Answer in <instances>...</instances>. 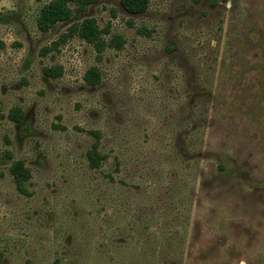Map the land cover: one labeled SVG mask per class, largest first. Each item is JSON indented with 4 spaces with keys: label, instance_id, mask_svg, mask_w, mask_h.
Returning a JSON list of instances; mask_svg holds the SVG:
<instances>
[{
    "label": "rangeland",
    "instance_id": "374dc122",
    "mask_svg": "<svg viewBox=\"0 0 264 264\" xmlns=\"http://www.w3.org/2000/svg\"><path fill=\"white\" fill-rule=\"evenodd\" d=\"M46 1L0 0V264H264V0ZM83 16L121 47L43 51Z\"/></svg>",
    "mask_w": 264,
    "mask_h": 264
},
{
    "label": "trees",
    "instance_id": "16d2710c",
    "mask_svg": "<svg viewBox=\"0 0 264 264\" xmlns=\"http://www.w3.org/2000/svg\"><path fill=\"white\" fill-rule=\"evenodd\" d=\"M98 0H47L42 3L38 9L35 17L36 27L41 31H46L53 24L59 21L68 20L72 13L75 12L77 17L80 12L85 8ZM149 0H118L121 7L130 13H139L144 11L148 6ZM76 17V18H77ZM108 24L104 27H99L93 16H83L80 19L72 20L63 30L58 37L52 40L48 45L43 46V51L50 49H56L58 45L64 42L71 35L78 36L87 43H90L98 58L106 46H113L116 48L121 47L123 38L119 34H111L108 39H105L102 32H108ZM137 32L148 33L149 30L144 26L136 28ZM60 65H50L42 67V72L45 75L57 76L60 74ZM85 82L93 84L99 80V71L95 65H90L86 68L83 74ZM9 117L13 120H19L21 118V111L19 108L10 107ZM95 135V140L90 144V148L87 150V158L90 166H97L100 163L101 155L96 149L97 146V130H92ZM10 173L12 174V180H14L15 186L19 190L24 189V179L28 178L27 168L24 166L21 159L13 160L9 166Z\"/></svg>",
    "mask_w": 264,
    "mask_h": 264
}]
</instances>
